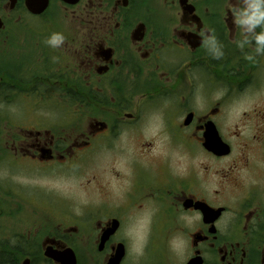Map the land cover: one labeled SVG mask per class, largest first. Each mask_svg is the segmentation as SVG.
<instances>
[{"label": "flooded vegetation", "instance_id": "1", "mask_svg": "<svg viewBox=\"0 0 264 264\" xmlns=\"http://www.w3.org/2000/svg\"><path fill=\"white\" fill-rule=\"evenodd\" d=\"M245 6L0 0V165L93 163L74 223L51 221L48 190L0 180V214L11 195L45 205L34 232H0V264H264V55L237 47Z\"/></svg>", "mask_w": 264, "mask_h": 264}, {"label": "rangeland", "instance_id": "2", "mask_svg": "<svg viewBox=\"0 0 264 264\" xmlns=\"http://www.w3.org/2000/svg\"><path fill=\"white\" fill-rule=\"evenodd\" d=\"M0 167L2 183L10 180L15 187H26L31 184V186L41 189V193H43V189L46 192L48 190L47 193L53 196V201L61 209L58 213L45 207L38 200L30 199L29 196L28 202L24 203L18 198L15 200L16 196L11 195L20 210L0 214V232L3 237L10 234L11 231H17L18 234L25 233V231L34 232L38 228L41 215H44L41 211L44 207L48 208L49 218L52 222L56 220L57 222L74 223L81 218L90 220L91 216L88 215V211L93 197V189L90 184L93 163L90 157L62 165L59 169H51L48 172L47 170L43 172L40 169L31 170L27 162L12 166L11 164H1ZM51 191L55 194L53 195ZM6 240H10V238ZM13 243V240L8 242L9 246H12Z\"/></svg>", "mask_w": 264, "mask_h": 264}, {"label": "clouds", "instance_id": "3", "mask_svg": "<svg viewBox=\"0 0 264 264\" xmlns=\"http://www.w3.org/2000/svg\"><path fill=\"white\" fill-rule=\"evenodd\" d=\"M245 4L244 8L234 11L235 23L239 26L243 35V39L237 42V47L244 49L246 45L254 40L255 53L257 55H264V30L255 33L257 27L264 29V0H245ZM64 41L65 36L60 32H56L51 35L46 43L50 47L59 48ZM205 45L214 58L219 59L223 56V51L215 36L208 37L205 40ZM246 58L248 60L254 59L251 55L246 56Z\"/></svg>", "mask_w": 264, "mask_h": 264}, {"label": "water", "instance_id": "4", "mask_svg": "<svg viewBox=\"0 0 264 264\" xmlns=\"http://www.w3.org/2000/svg\"><path fill=\"white\" fill-rule=\"evenodd\" d=\"M69 264H73V261H71V263H69Z\"/></svg>", "mask_w": 264, "mask_h": 264}]
</instances>
